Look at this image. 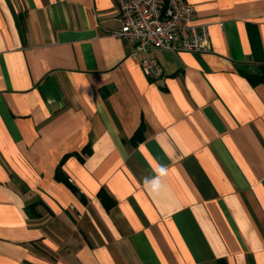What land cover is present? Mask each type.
Wrapping results in <instances>:
<instances>
[{
    "label": "crops",
    "instance_id": "1",
    "mask_svg": "<svg viewBox=\"0 0 264 264\" xmlns=\"http://www.w3.org/2000/svg\"><path fill=\"white\" fill-rule=\"evenodd\" d=\"M184 1L205 50L133 56L115 0H0V264H264V0Z\"/></svg>",
    "mask_w": 264,
    "mask_h": 264
},
{
    "label": "built area",
    "instance_id": "2",
    "mask_svg": "<svg viewBox=\"0 0 264 264\" xmlns=\"http://www.w3.org/2000/svg\"><path fill=\"white\" fill-rule=\"evenodd\" d=\"M115 5L121 26L113 35L132 44L133 56L150 49L205 50L207 27L195 21L193 8L184 0H115ZM141 68L148 78L161 75L155 59H143Z\"/></svg>",
    "mask_w": 264,
    "mask_h": 264
},
{
    "label": "trees",
    "instance_id": "3",
    "mask_svg": "<svg viewBox=\"0 0 264 264\" xmlns=\"http://www.w3.org/2000/svg\"><path fill=\"white\" fill-rule=\"evenodd\" d=\"M260 80L264 81V77L260 78V79L252 78L251 83L255 84ZM139 131H140V129H139ZM132 143L135 144L136 141H134V139H133ZM64 158L65 157H63L62 160L57 165V167L55 169V173H54V178H55V180L62 182L63 184L68 186L73 193L77 194L79 196V198L83 200L84 199L83 194H81L78 191V189L68 180V178L65 176V174L63 173V171L61 169ZM97 196L106 209H109L114 204V201L107 195V193L103 189H100L98 191Z\"/></svg>",
    "mask_w": 264,
    "mask_h": 264
},
{
    "label": "clouds",
    "instance_id": "4",
    "mask_svg": "<svg viewBox=\"0 0 264 264\" xmlns=\"http://www.w3.org/2000/svg\"><path fill=\"white\" fill-rule=\"evenodd\" d=\"M157 172H158V177L153 179L150 182L153 189H155L159 185V183H160L159 177H163L166 175V169L164 167H160L157 169ZM146 187H147V183H146Z\"/></svg>",
    "mask_w": 264,
    "mask_h": 264
}]
</instances>
